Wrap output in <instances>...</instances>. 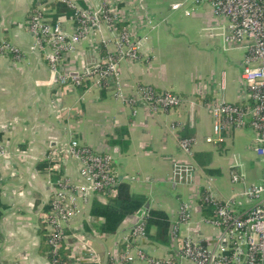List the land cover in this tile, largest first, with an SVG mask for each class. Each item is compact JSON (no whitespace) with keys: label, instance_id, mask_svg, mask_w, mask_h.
<instances>
[{"label":"crops","instance_id":"crops-1","mask_svg":"<svg viewBox=\"0 0 264 264\" xmlns=\"http://www.w3.org/2000/svg\"><path fill=\"white\" fill-rule=\"evenodd\" d=\"M109 2L125 23L114 32L103 22L100 30L79 41L59 67L63 75L93 71L99 64L104 67L108 58L116 56L117 37L127 26L140 47L137 58L122 60L118 87L98 83L95 76L80 86L70 81L61 84L52 74L50 47L36 48L29 29L31 16L41 11L52 25L59 24L72 35L77 26L72 6L98 10L104 0H0V46L7 43L14 49L0 53V264H52L50 252L42 247L41 214L49 209L59 180L70 189L86 185L79 162L70 159L56 171L48 159L71 140L112 155L131 192L144 196L146 203L150 200L149 212L165 213L171 233L177 227L180 237L188 234L204 244L213 242L219 236L213 223L221 204L234 202L238 211L254 205L243 196L246 187L260 184L264 176L263 161L254 152L253 131L236 127L223 142L206 141L214 126L209 104L219 100L233 105L244 98L246 50L226 44L228 24L210 5L173 9L177 0ZM145 87L173 93L182 103L154 113L138 104ZM245 136L251 158L230 165L234 195L226 197L215 185L214 173L220 171L213 166L217 156L236 149L237 138ZM184 141L193 146L184 147ZM94 202L106 205L108 199L90 196L63 226L71 234L83 230L92 245L101 244L104 251H95L104 263L112 264L116 255L129 250L132 264L172 258L175 252L177 264H189L181 258L176 239L172 248L148 237L146 241L131 237L140 221L137 214L115 234L98 232L103 220L91 214ZM183 210L189 215L190 233ZM139 253L146 259L141 260Z\"/></svg>","mask_w":264,"mask_h":264},{"label":"built area","instance_id":"built-area-1","mask_svg":"<svg viewBox=\"0 0 264 264\" xmlns=\"http://www.w3.org/2000/svg\"><path fill=\"white\" fill-rule=\"evenodd\" d=\"M192 4L193 6L210 5L214 14L228 25L226 27V44L246 50L242 64V81L245 88L244 98L238 104H229L215 100L208 106L214 117L213 135L206 138L207 142H223L232 128L249 127L255 136L254 152L264 164V0H177L172 7L181 9ZM75 11L77 26L72 35L59 24L52 25L41 11H36L30 18L29 29L36 39V48L46 44L51 53L48 56L52 74L61 84L80 86L87 78L95 76V80L111 85L120 84L119 63L125 56L137 58L139 40L134 32L123 26L117 38V46L125 47L122 53L108 58L104 64L97 65L93 71H85L64 75L59 63L66 56L74 52L81 39L91 32L100 30L106 22L112 30L124 24V17L119 14L117 7L104 0L98 10H82L72 6ZM121 49V48H120ZM14 50L9 44L0 46L2 51ZM182 99L170 92H157L151 87L141 90L138 104L157 113L161 110L179 106ZM186 148L193 146L192 142L184 141ZM53 163V170L59 171L61 166L72 159L79 162L80 175L86 181L83 187L70 189L64 181L58 182L54 189L49 209L41 214V221L49 233L48 245L53 257L52 264H64L56 256L61 250L67 251L69 264H106L93 248L89 237L83 230L80 233H68L64 224L69 223L74 214L80 209V204L90 196L98 194L108 199L116 196L117 188L123 179L114 167V158L108 153L95 152L80 144L76 140L49 156ZM181 170V167H179ZM234 176V181H237ZM243 196L253 200L254 205L245 211H238L234 202L221 204L216 211L214 225L219 230L217 240L202 243L200 240L186 234L178 236L177 227L172 234L179 244L181 258L189 264H264V176L258 185L245 188ZM189 215L183 210V221L189 225ZM180 223V222H179ZM177 223L176 226L179 224ZM138 224V223H137ZM190 231V232H189ZM131 237L146 241L144 222L132 232ZM180 237V238H178ZM75 238V242H71ZM120 253V252H119ZM138 257L145 260L139 253ZM134 256L126 250L115 256L112 264H132ZM147 264H175L170 257L164 260H150Z\"/></svg>","mask_w":264,"mask_h":264},{"label":"trees","instance_id":"trees-1","mask_svg":"<svg viewBox=\"0 0 264 264\" xmlns=\"http://www.w3.org/2000/svg\"><path fill=\"white\" fill-rule=\"evenodd\" d=\"M146 198L142 195L133 194L128 184L123 182L118 188L116 196L108 198L106 205L94 202L91 214L103 220V224L96 227L97 231L103 235L115 234L121 227L122 223L130 216L138 214L146 203ZM202 204V200H200ZM3 216V204L0 199V220ZM42 247L46 252H50L48 245L49 233L45 225H41ZM144 230L148 239L153 243L174 247V237L171 233V225L165 213L157 210H150L149 216L144 222ZM130 231V235H131ZM68 252L61 250L57 253V260L61 263L69 264ZM177 254L172 256L175 264L178 259ZM50 261L53 260L52 255L49 256ZM162 260V259H156Z\"/></svg>","mask_w":264,"mask_h":264},{"label":"rangeland","instance_id":"rangeland-1","mask_svg":"<svg viewBox=\"0 0 264 264\" xmlns=\"http://www.w3.org/2000/svg\"><path fill=\"white\" fill-rule=\"evenodd\" d=\"M118 27H116L114 32L118 30ZM116 47H117L116 55H117V53L120 55L122 53H124L121 50L127 51V49L125 47H119V48H118V46H116ZM126 57L129 58V56H126ZM132 59H134V58H132ZM122 60L119 63V67H120ZM240 130L246 131L244 129H238L237 131H240ZM245 134L253 136L251 131H247V133H245ZM247 141H248L247 136L242 137L240 139L237 138V142H236L237 148L236 149L231 150L230 152L224 154L222 157H218V156L216 157L215 165L213 167H214V169H217L220 171V172H218V173H220V175H217L218 174L217 172L214 173L215 174L214 181H215V185L218 188V190L226 197H231L234 195V192L231 191V188L233 186L231 185L230 179H229V167H230V165L235 164V163L240 164L243 161L245 162L251 158L252 152L250 150V146L247 144ZM106 244H108L110 246L111 245V239L108 240L106 242ZM92 246L96 250L104 251V247L101 244L97 243L96 241L94 242V244Z\"/></svg>","mask_w":264,"mask_h":264},{"label":"water","instance_id":"water-1","mask_svg":"<svg viewBox=\"0 0 264 264\" xmlns=\"http://www.w3.org/2000/svg\"><path fill=\"white\" fill-rule=\"evenodd\" d=\"M149 209H150V200L145 204L144 208L138 212L137 215L140 218V221L138 222V224L135 227H137L138 225L145 222V220L149 214Z\"/></svg>","mask_w":264,"mask_h":264}]
</instances>
